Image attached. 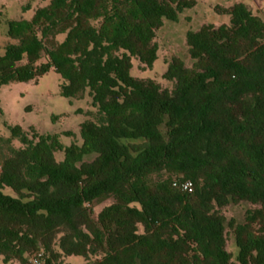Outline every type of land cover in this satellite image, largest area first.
Wrapping results in <instances>:
<instances>
[{"label":"trees","instance_id":"1","mask_svg":"<svg viewBox=\"0 0 264 264\" xmlns=\"http://www.w3.org/2000/svg\"><path fill=\"white\" fill-rule=\"evenodd\" d=\"M196 4L49 0L8 22L0 86L54 70L60 94L88 90L95 113L80 144L19 125L0 137V264L38 249L48 264H264V20L217 6L229 23L187 31L192 64L168 62L172 89L132 73L134 60L153 68L157 31Z\"/></svg>","mask_w":264,"mask_h":264},{"label":"rangeland","instance_id":"2","mask_svg":"<svg viewBox=\"0 0 264 264\" xmlns=\"http://www.w3.org/2000/svg\"><path fill=\"white\" fill-rule=\"evenodd\" d=\"M49 0H0V55L4 47L12 42L8 36V22L12 20H29L38 7L45 5ZM243 2L256 15L264 20V0H197L192 9H187L180 14L177 22L166 21L164 26L157 31L155 42L158 46V59L152 69L144 67L134 60L133 75L141 79H153L163 88L172 89L174 83L163 78L168 62L173 57H179L191 66L186 43V33L196 31L204 24L216 26L229 23V15L217 10L216 7H229L235 3ZM43 59L42 61H44ZM61 77L51 70L36 81H13L0 86V137H11L10 126L19 125L31 134L35 129L42 135H59L61 143L66 147L73 143H81L80 127L89 118L95 109L92 106L88 90L81 98H65L60 94ZM71 132L72 136L64 133ZM14 147L21 143L15 139ZM7 153L6 146L0 141V154ZM56 158L62 160L64 152H56ZM5 193L13 194L10 188ZM107 201L95 208L98 213ZM241 209H232L230 214H240ZM228 249L234 254L238 253L235 243H230ZM63 264H82L80 256L62 257ZM60 261V260H59ZM55 260V263H59Z\"/></svg>","mask_w":264,"mask_h":264},{"label":"built area","instance_id":"3","mask_svg":"<svg viewBox=\"0 0 264 264\" xmlns=\"http://www.w3.org/2000/svg\"><path fill=\"white\" fill-rule=\"evenodd\" d=\"M173 185L183 192L193 191V183L190 180H184V181L176 180L174 181ZM48 258H49V255L43 249H38L32 252L28 256L25 262L18 263V264H48Z\"/></svg>","mask_w":264,"mask_h":264}]
</instances>
